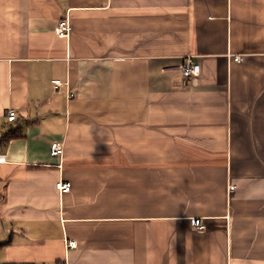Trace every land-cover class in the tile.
I'll return each instance as SVG.
<instances>
[{
  "label": "crops",
  "instance_id": "obj_1",
  "mask_svg": "<svg viewBox=\"0 0 264 264\" xmlns=\"http://www.w3.org/2000/svg\"><path fill=\"white\" fill-rule=\"evenodd\" d=\"M12 127L0 263L264 264V0H0Z\"/></svg>",
  "mask_w": 264,
  "mask_h": 264
},
{
  "label": "built area",
  "instance_id": "obj_2",
  "mask_svg": "<svg viewBox=\"0 0 264 264\" xmlns=\"http://www.w3.org/2000/svg\"><path fill=\"white\" fill-rule=\"evenodd\" d=\"M71 29H72V26H71L68 18H63L58 23L57 33L60 36L65 37L69 34ZM234 59L236 61H242L243 55H236L234 57ZM179 69L182 71V75L185 79L190 78L194 75H197L200 71L199 64L195 63L190 55H187L185 57L184 62L179 66ZM52 82L55 84V87H58L62 84L60 79H52ZM72 95H73V93H70V96H72ZM5 115H6V120L8 122H13V121L17 120V112L12 107H9L6 109ZM51 154L53 156L62 157V155L64 154V145H63L62 141L56 140V141L52 142ZM2 161H4V157L0 154V162H2ZM56 187L61 193H67V192L71 191V182L66 181V180H59L56 183ZM194 224L197 228H200V229L203 228V226H204L201 219H199V218L194 219ZM68 244H70L71 246H76L77 241L74 239H71Z\"/></svg>",
  "mask_w": 264,
  "mask_h": 264
},
{
  "label": "trees",
  "instance_id": "obj_3",
  "mask_svg": "<svg viewBox=\"0 0 264 264\" xmlns=\"http://www.w3.org/2000/svg\"><path fill=\"white\" fill-rule=\"evenodd\" d=\"M21 133V129L19 127H12L9 128L6 133L3 134V136H0V145L3 144V142L11 139L12 137L18 136ZM0 264H36L34 262H9V263H0Z\"/></svg>",
  "mask_w": 264,
  "mask_h": 264
}]
</instances>
